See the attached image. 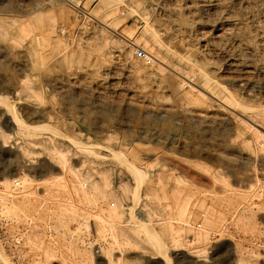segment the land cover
<instances>
[{
    "label": "rangeland",
    "instance_id": "1",
    "mask_svg": "<svg viewBox=\"0 0 264 264\" xmlns=\"http://www.w3.org/2000/svg\"><path fill=\"white\" fill-rule=\"evenodd\" d=\"M214 1L0 0V96L24 122L45 125L34 135L9 136L11 123L0 106V178L22 170L23 179L30 169L43 175L42 163L51 166L53 149L77 157L86 175L78 185L67 182L56 199L40 196L33 181L27 189L22 181L20 189L11 181L0 184V244L12 263L42 264L26 241L34 232L42 248H53L56 261L66 264H77L67 247L91 254L95 245L100 264L109 255L119 257L118 264H162L154 258L159 255L174 264H243L251 253V264H264V55H258L264 29L259 36L252 32L264 25V0H253L251 18L239 11L233 18L236 27L251 32L240 42L249 46L241 55L228 37L229 0ZM148 28L158 32L167 52L153 43ZM100 35L120 49L100 48ZM137 49L153 62L139 60ZM231 61L256 69L239 81L228 67ZM192 63L217 86L206 87ZM228 90L253 112L227 106ZM66 139L93 141L108 152H77ZM126 161L145 172L137 190ZM88 178L108 185L113 196L98 194ZM152 188L156 194L149 193ZM13 196L35 201H28L29 210L10 211L4 205ZM100 218L106 224L92 234L85 220ZM20 230L23 243L17 246L13 237Z\"/></svg>",
    "mask_w": 264,
    "mask_h": 264
},
{
    "label": "bare ground",
    "instance_id": "2",
    "mask_svg": "<svg viewBox=\"0 0 264 264\" xmlns=\"http://www.w3.org/2000/svg\"><path fill=\"white\" fill-rule=\"evenodd\" d=\"M68 0H66V2H67ZM78 1V0H77ZM216 1V0H215ZM214 1V2H215ZM226 1V0H225ZM261 1V0H260ZM114 2V4L116 5V4H118V2H116V1H113ZM171 2V1H170ZM177 2V1H176ZM182 2V1H181ZM183 2H184V0H183ZM186 2H189V1H186ZM223 2V1H222ZM193 2L191 1V4H192ZM201 3V2H200ZM204 3V2H203ZM207 3H209V2H207ZM168 4V3H167ZM190 4V3H189ZM191 4L189 5V6H191ZM195 4V3H194ZM206 4V3H205ZM220 4V3H219ZM222 4H224V3H222ZM228 4H229V10H228V18L227 19H230L229 20V28H225L227 31H228V37L230 38V39H232L231 41L232 42H237V44H236V47H237V50L240 52V55L242 54V53H246L247 52V54H248V50H249V46H247V45H245V44H242V43H240L243 39H248V38H250L251 37V32H247V31H245V30H241L240 28H238V27H236V25L233 23V22H235V21H233V18H234V16L236 15V12H241L242 13V15H244L245 17H249L250 15H251V11H250V9L252 8V7H254V5H255V3H254V1L253 0H229L228 1ZM173 5V4H172ZM193 5V4H192ZM218 5V4H217ZM162 6H164L163 4H162ZM169 6V5H168ZM195 6V5H194ZM214 6V5H213ZM219 6V5H218ZM224 6V5H223ZM170 7V6H169ZM136 8V7H135ZM192 8V7H191ZM211 8V7H210ZM201 9V8H200ZM209 9V8H208ZM215 9V8H214ZM214 9H211V10H214ZM219 9V8H218ZM225 9V8H224ZM223 9V10H224ZM159 10V9H158ZM172 10V9H171ZM222 10V9H221ZM188 11V10H187ZM190 11H191V9H190ZM193 11V10H192ZM203 11V10H202ZM133 13H137V10H135V9H133V11H132ZM200 12H201V10H200ZM214 11H212V13H213ZM217 12V11H216ZM219 13V15H220V12H218ZM226 13V12H225ZM224 13V14H225ZM177 14V13H176ZM188 14V13H187ZM207 15V14H206ZM260 15V14H259ZM110 16V15H109ZM224 16H227V14L226 15H224ZM224 16H223V19L225 20V18H224ZM216 17V16H215ZM164 18H166V17H164ZM170 18V17H169ZM222 18V17H221ZM250 18H251V16H250ZM168 19V18H167ZM217 19V18H216ZM204 20V19H203ZM222 20V19H221ZM248 20H249V18H248ZM146 21V20H145ZM179 21V20H178ZM177 21V22H178ZM205 21V20H204ZM258 21V20H257ZM190 22V21H189ZM146 23V22H145ZM147 24V23H146ZM177 24V23H176ZM223 24V23H222ZM227 24V23H226ZM253 24V23H252ZM257 24V23H256ZM149 26V25H148ZM219 26V25H218ZM198 27V26H197ZM226 27H227V25H226ZM218 27H216V29H217ZM221 28V27H220ZM112 33H114V35L116 34L117 36H119V38H121L122 40H124V41H126L127 43H129L130 45H135V44H133V43H131V42H129V40H127L124 36H122V35H120V34H118L116 31H115V29L113 30V29H110V28H108ZM197 29V28H196ZM215 29V28H214ZM223 29V28H222ZM262 29H264V25L262 24V26H260V25H256L255 26V28H253V30H252V32H254L255 34H256V36L258 35H260V31L262 30ZM118 30V29H117ZM190 30V29H189ZM221 30V29H220ZM20 31V30H19ZM52 31V30H51ZM109 31V32H110ZM186 31V30H185ZM198 31H200V30H198ZM215 31V30H214ZM135 32V31H134ZM146 32H147V34L149 35V37H150V39L153 41V43L156 45V46H158L159 48H161V49H163V50H169L168 49V47H166L162 42H161V39H160V35L158 36L157 35V33L153 30V29H146ZM224 31L222 30V33H223ZM52 33V32H51ZM51 33H49V34H51ZM206 33V32H205ZM145 34V33H144ZM164 34V33H163ZM202 34V33H201ZM213 34H214V32H213ZM216 34V33H215ZM219 34V33H218ZM221 34V33H220ZM264 34V33H263ZM147 35V36H148ZM166 35V34H165ZM202 35H204V34H202ZM28 36V35H27ZM90 36V35H89ZM223 36V35H222ZM225 36V35H224ZM130 37V36H129ZM216 37H217V34H216ZM218 37H220V36H218ZM227 37V38H228ZM221 38V37H220ZM225 38V37H224ZM130 39V38H129ZM171 40V39H170ZM190 40V39H189ZM225 40V39H224ZM219 41V40H218ZM116 42V41H115ZM114 42V43H115ZM150 42V41H149ZM217 42V41H216ZM121 43V42H120ZM152 43V44H153ZM215 43V42H214ZM226 43V42H225ZM230 44H231V42H229ZM257 43V42H256ZM261 43H263L262 41H261ZM170 44V43H169ZM203 44V43H202ZM201 44V45H202ZM248 44V43H247ZM166 45H168V44H166ZM200 45V46H201ZM204 45V44H203ZM206 45V44H205ZM204 45V46H205ZM218 45V44H217ZM226 45V44H225ZM224 45V46H225ZM229 45V44H228ZM252 45H253V43H252ZM115 46V47H114ZM203 46V47H204ZM120 49V46H116L115 44H113V42L110 40V37H108V36H104V35H100V48H109V49ZM214 47V46H213ZM227 47V46H226ZM212 48V47H211ZM228 48V47H227ZM226 48V49H227ZM251 48V47H250ZM253 48V47H252ZM158 49V48H157ZM204 49V48H203ZM206 49H207V47H206ZM233 49V48H232ZM124 50V49H123ZM217 50V49H216ZM253 50V49H252ZM195 51V50H194ZM202 51H204V50H202ZM202 51L200 52V53H202ZM210 51V50H209ZM218 51V50H217ZM232 51V50H231ZM111 52V51H110ZM164 52V51H163ZM167 52V51H166ZM169 52V51H168ZM189 52H190V50H189ZM188 52V53H189ZM215 52V51H214ZM225 52V51H224ZM187 53V54H188ZM197 53V52H196ZM195 53V54H196ZM208 53H211V52H208ZM208 53L206 52V54L208 55ZM213 53V52H212ZM217 53V52H216ZM219 53V52H218ZM217 53V54H218ZM229 53V52H228ZM232 53V52H231ZM235 53H237V52H235ZM259 53L260 54H258V55H264V48L262 47V48H260V50H259ZM184 54V53H183ZM221 54H222V52H221ZM221 54H220V56H221ZM216 55V54H215ZM226 55V54H225ZM224 55V56H225ZM238 55V54H237ZM250 55V54H249ZM223 56V55H222ZM128 57V56H127ZM184 57V56H183ZM218 57V56H217ZM228 57V56H227ZM235 57V56H234ZM233 57V58H234ZM247 57V56H246ZM259 57V56H258ZM189 58H192V57H189ZM220 58V57H219ZM223 58V57H222ZM229 58V57H228ZM227 58V59H228ZM238 58V57H237ZM240 58H242V57H240ZM156 59V58H155ZM224 59V58H223ZM222 59V60H223ZM236 59V58H235ZM16 60V59H15ZM126 60H129L128 58L126 59ZM131 61H132V59H130ZM185 60V59H184ZM220 60V59H219ZM218 60V61H219ZM231 60H232V58H231ZM246 60H248V59H246ZM188 61V60H187ZM190 61V60H189ZM230 61V60H229ZM233 61V60H232ZM231 61V62H232ZM258 61H260V60H258ZM264 61V60H263ZM14 62V61H13ZM126 62V61H125ZM182 62V61H181ZM195 62V61H194ZM222 62V61H221ZM224 62V61H223ZM227 63H229L228 61H226ZM236 62H238V61H236ZM246 62V61H245ZM257 62V61H256ZM247 63V62H246ZM259 63V62H258ZM126 64V63H125ZM185 64H186V62H185ZM18 65V64H17ZM227 65V64H226ZM191 66L192 67H194V69L195 70H198L199 71V73L201 74V78H203V80H204V85L206 86V87H208V88H212V87H214V86H217V82L213 79V78H211L210 76H208L207 74H205L204 72H203V70H202V68L201 69H197V66H196V64H194V63H192L191 64ZM205 66V65H204ZM211 66V65H210ZM256 66H258V65H256ZM261 68H262V66H263V64H262V66L261 65H259ZM33 67H35V66H33ZM156 67V66H155ZM191 67V68H192ZM213 67V66H212ZM227 67V66H226ZM229 69H230V71L233 73V74H235L237 77H238V80L239 81H243L245 78H248V77H250L251 75H252V71L253 70H255L256 68H254V67H251V66H242V67H240V66H238L236 63H234V62H232V63H230L229 64ZM112 68V67H111ZM114 68V67H113ZM141 68V67H140ZM200 68V67H199ZM188 69H190L189 67H188ZM205 69V68H204ZM260 69V68H259ZM159 70V69H158ZM209 70V69H208ZM170 71V70H169ZM228 71V70H227ZM257 71V70H256ZM255 71V72H256ZM25 72V71H24ZM105 72H107V71H105ZM225 72V71H224ZM259 72H261L260 70H259ZM108 73V72H107ZM150 73V72H149ZM154 72H152V74H153ZM174 73V72H173ZM227 73V72H226ZM22 74V73H21ZM112 74V73H111ZM195 74V73H194ZM211 74V73H210ZM255 74V73H254ZM262 74V73H261ZM106 75V74H105ZM198 75V74H197ZM229 75H231V74H229ZM229 75H226V76H229ZM258 75V74H257ZM110 76V75H109ZM114 76V75H113ZM112 76V77H113ZM155 76V75H154ZM200 76V75H199ZM262 76V75H261ZM194 77H195V75H194ZM197 77V76H196ZM254 77V76H253ZM251 78V77H250ZM255 78V77H254ZM257 78V77H256ZM261 78V77H260ZM235 78H233V79H231V80H234ZM253 79V78H252ZM264 79V78H263ZM82 80V79H81ZM131 80V79H130ZM249 80V79H248ZM247 80V81H248ZM23 81V80H22ZM238 81V82H239ZM244 81H246V80H244ZM79 82H80V80H79ZM158 82V81H157ZM179 82V81H178ZM203 82V81H202ZM100 84V83H99ZM188 84V83H187ZM235 83H233V85H234ZM156 85V84H155ZM182 83H181V87H182ZM199 85V84H198ZM232 85V86H233ZM239 85V84H238ZM257 85V84H256ZM255 85V86H256ZM178 86V85H177ZM237 86V85H236ZM240 86V85H239ZM238 86V87H239ZM253 86V85H252ZM154 87H156V86H154ZM181 87H179V88H181ZM184 87V86H183ZM192 87V86H191ZM199 87V86H198ZM201 87V86H200ZM235 87V86H234ZM61 88V87H60ZM176 88V87H175ZM178 88V89H179ZM228 88V87H227ZM231 88V87H230ZM257 88V87H256ZM261 88V87H260ZM263 88V87H262ZM168 89V88H167ZM177 89V90H178ZM240 89V88H239ZM160 90V89H159ZM215 90H217V89H215ZM227 90V89H226ZM230 90V89H229ZM227 91V93H228V96H229V101H225L226 103H227V106L228 105H230L231 107L230 108H232V107H234V108H237V109H241V111L243 110V111H248V112H253V109H251V108H247L248 107V105L246 106V105H243V106H241V105H239L237 102H236V100L232 97V95H231V92L230 91ZM247 90H249V89H247ZM251 90H252V88H251ZM255 90V89H254ZM263 90V89H262ZM164 91V90H163ZM244 91V90H243ZM261 91V90H260ZM174 92V91H173ZM213 92V91H212ZM218 92V91H217ZM241 92V91H240ZM262 92V91H261ZM260 92V93H261ZM219 93V92H218ZM247 93V92H246ZM258 93V92H257ZM263 93V92H262ZM16 94V93H15ZM215 94V93H214ZM224 94V93H223ZM254 94V93H253ZM221 95H222V93H221ZM255 95H256V93H255ZM4 96V95H3ZM227 96V97H228ZM263 96H264V94H263ZM12 97V96H11ZM211 97V96H210ZM219 97V96H218ZM142 98V97H141ZM215 98V97H214ZM213 98V99H214ZM223 98V97H222ZM235 98H237V97H235ZM216 100V99H215ZM218 102V101H217ZM221 103H223L222 101H220ZM238 102L240 103V100L238 99ZM219 103V102H218ZM220 103V104H221ZM0 106L2 107V109H3V111L5 112V114L4 115H6L7 117H8V119H9V122L11 123V128H10V132H11V134L9 135V136H11L12 134L13 135H16V134H18V133H20V132H27L26 134L28 135V133L29 134H32V135H34V134H36V133H32V132H36V131H38V129L40 128V127H44L45 125L44 124H42L41 123V125L39 124V125H36V124H28V123H26V121L24 122L23 120H21L20 119V117L18 116V114H17V112L15 111V106H14V104L13 103H11V102H9L6 98H4V97H2V96H0ZM219 106V105H218ZM225 106V105H224ZM246 106V107H245ZM226 107V106H225ZM249 107H251V106H249ZM219 108V107H218ZM222 108V107H221ZM224 108V107H223ZM227 108V107H226ZM225 108V109H226ZM224 109V110H225ZM236 110V109H235ZM203 111V110H202ZM232 111V110H231ZM243 111H242V113H243ZM215 112V111H214ZM226 112V111H225ZM233 112V111H232ZM207 113V112H206ZM213 113V112H212ZM216 113V112H215ZM219 113V112H218ZM257 113V112H256ZM255 113V114H256ZM230 114V113H229ZM244 114H246V113H244ZM202 115H204V114H202ZM212 115H215L214 113L212 114ZM242 115V114H241ZM249 115V114H248ZM251 115H252V113H251ZM264 115V114H263ZM241 117V116H240ZM255 116H253V118H254ZM238 118V117H237ZM251 118V117H250ZM239 119V118H238ZM40 120V119H39ZM241 120V119H240ZM247 121V120H246ZM242 122V121H241ZM248 122V121H247ZM243 123H244V121H243ZM248 124V123H247ZM248 126V125H247ZM251 127H252V125H250ZM249 126V127H250ZM257 127V126H256ZM262 127V126H261ZM56 128V127H55ZM253 128V127H252ZM251 128V129H252ZM40 130V129H39ZM249 130H250V128H249ZM254 130H258V128H256L255 129V127H254ZM56 131V130H55ZM259 131V130H258ZM254 132V131H253ZM262 133V132H261ZM22 134V133H21ZM260 134V133H259ZM258 134V135H259ZM263 134V133H262ZM40 135V134H39ZM260 137H261V135H259ZM258 136V137H259ZM31 137V136H30ZM264 137V136H263ZM263 137H261V138H263ZM70 138V137H69ZM72 139V138H71ZM263 140V139H262ZM4 141V140H3ZM66 142H69L70 143V145H73L76 149L75 150H77V152L78 151H85L86 153H91V151H92V149H96V150H100V151H105V152H108V149H107V147H105L104 145H102V144H93V141H92V143H81V142H75V141H69V139H66L65 140ZM65 142V143H66ZM3 143V142H2ZM263 143V142H262ZM261 145V144H260ZM264 146V145H263ZM58 148V147H57ZM120 152V151H119ZM27 153V152H26ZM70 153V152H69ZM81 153H83V152H81ZM95 153V152H94ZM32 153H28V154H25L26 156H30ZM84 154V153H83ZM122 154V153H121ZM86 155V154H85ZM91 155V154H90ZM101 155V154H100ZM116 156L117 155V153H110V156ZM126 155V154H125ZM32 157H33V154L31 155ZM88 156V155H87ZM103 156V155H102ZM48 157H49V164H51V166H48V164L46 163V162H43L42 163V169H43V172L46 170V171H48V172H50V176H47V177H44V174L46 173V171H45V173H43V175L42 174H39V175H37V176H34L35 175V172H34V170H32V169H30L29 170V175L28 176H26V177H24L23 179H21V181H22V188L23 189H27V188H29L30 187V185H31V181H33V182H36V185H38V187L36 186V189H37V192H38V194L40 195V196H47V195H49V196H55V195H59V193H61V191L63 190V189H65L66 188V184H67V182H70V184L72 185V186H74V184H75V182H76V184L78 185V180H79V178H80V176H82V175H85V173H84V170L82 169V164H83V162L82 161H80V160H78V158L77 157H74V158H69V156H68V154L65 152H62V151H60V150H58V149H53V151H49L48 152ZM96 157V156H95ZM98 157V156H97ZM119 157V156H118ZM99 158V157H98ZM114 158V157H113ZM48 159V158H47ZM120 160V159H119ZM16 164V163H15ZM14 164V165H15ZM124 164V163H123ZM10 165V164H9ZM126 165L127 166H129V170H131L132 171V173H131V175H130V177H131V180H132V182H131V185H133V186H135V189L137 190V189H139V187H140V184H138V183H143L144 182V179H146L145 178V172H144V170H143V168L142 167H140V166H134V164H133V162H131V161H126ZM8 166V165H7ZM29 168V167H28ZM27 168V169H28ZM31 168V167H30ZM127 169V168H126ZM37 172L39 171L38 170V168H37V170H36ZM128 171V170H127ZM42 173V172H41ZM118 173H120V172H118ZM38 174V173H37ZM12 175V174H11ZM86 176V175H85ZM86 178V177H85ZM104 178V177H103ZM1 179V181H0V184H4L6 181H11V182H13L12 181V177H10L9 179H7V180H5L4 178H0ZM87 179V178H86ZM100 179V178H99ZM88 180L90 181V183H91V188L93 189V190H95L96 192H98V194L100 193V195H102V196H104V197H108V196H113V194H114V192L112 191V189H108V185H106V187L107 188H105V187H102V186H100L98 183H97V181H93V180H90L89 178H88ZM158 182L159 183H161L160 182V179H158ZM104 183H105V180H104ZM6 184V183H5ZM139 185V186H138ZM70 187V186H69ZM72 189L74 188V187H71ZM156 188V187H155ZM126 189V188H125ZM67 190V189H66ZM121 190V189H120ZM122 191V190H121ZM123 191H127V190H124L123 189ZM62 192H64V191H62ZM68 192V191H67ZM76 192V191H75ZM34 193V192H33ZM150 194H156L157 192L156 191H154L153 190V188H152V192H149ZM62 194V193H61ZM69 194V193H68ZM123 194H125V193H123ZM28 196H30L29 194H28ZM36 196V195H35ZM48 196V197H49ZM67 196V195H66ZM58 197V196H57ZM13 199H10V201L8 202V203H5V205L4 204H2V205H4V207H6L8 210H10V211H14V210H18L19 209V211H21L22 209H23V211L25 210V209H28V203L30 202H34L35 201V197L33 198H30V199H26L27 198V196H23V197H21V199L20 200H18L16 197H12ZM50 198V197H49ZM48 198V199H49ZM65 198V197H64ZM53 199V198H52ZM51 199V200H52ZM55 199H56V196H55ZM118 199V198H117ZM32 200H34V201H32ZM62 200V199H61ZM29 201V202H28ZM37 202H38V200H36ZM55 201H58V199L57 200H55ZM54 201V202H55ZM60 201V200H59ZM58 201V202H59ZM68 201V200H67ZM49 202H50V200H49ZM52 202V201H51ZM53 202V203H54ZM65 202V201H64ZM4 203V202H3ZM41 203V202H40ZM44 203V202H43ZM60 203V202H59ZM32 204V203H31ZM54 205V204H53ZM61 205V204H60ZM59 205V206H60ZM68 205V204H67ZM58 206V207H59ZM70 206V205H69ZM63 207V206H62ZM71 207V206H70ZM131 207H133V205H131ZM29 208H32V207H29ZM54 208H55V206H54ZM73 208V207H72ZM130 208V207H129ZM129 208H126V210H128L129 211ZM65 209V208H64ZM29 210V209H28ZM73 210V209H72ZM132 210V209H131ZM252 214V213H251ZM246 215V214H245ZM248 215V214H247ZM254 215V214H253ZM55 216V215H54ZM246 217V216H245ZM245 217H244V219H245ZM248 217V216H247ZM246 217V218H247ZM253 217V216H252ZM251 217V218H252ZM140 219V218H139ZM139 219H138V221H139ZM250 219V218H249ZM141 220V223L142 222H144V223H146L145 221H142L143 219H140ZM248 220V219H247ZM246 221V220H245ZM85 222H86V224H87V226H88V228L90 229V231L92 232V234H96V230L98 231V230H100V228L102 229V227H104L105 226V224L106 223H104V221L100 218V220H96V219H90V220H85ZM252 222V221H251ZM111 223V222H110ZM140 223V224H141ZM242 224H244V226L246 227V225L248 226V224H246L245 222H241ZM113 224V223H112ZM142 225H144V224H142ZM141 225V226H142ZM146 225V224H145ZM250 226H251V224H249ZM256 225V224H255ZM144 227H142V229H141V231L140 232H142V234L143 235H145V233H144V229H143ZM248 228V227H247ZM249 228H251V227H249ZM259 228V227H258ZM103 230V229H102ZM140 230V229H139ZM101 232V231H100ZM207 233V232H206ZM143 237V236H142ZM192 239V238H191ZM199 239H200V236H199ZM203 239V238H202ZM26 241H27V243H28V245H29V248H30V250L32 251V252H34L35 254H38V257L39 258H41L42 260L40 261V263H42V264H66V262L63 260V261H61V262H57L56 261V251L53 249V248H49V247H44V248H42V245L40 244V242H39V239H38V235H37V233H34V232H31L30 234H28V235H26ZM195 241H196V239H195ZM198 241V240H197ZM115 242V241H114ZM190 242H193L192 240L190 241ZM1 243V242H0ZM234 245V244H233ZM66 247V246H65ZM67 249V250H66ZM65 250H66V253H67V255H68V257H72V259L73 260H76V261H74L75 263H77V264H100V259L98 260V258H100V257H96L95 255H94V250H91V254L89 253H86L85 251H83V250H80L79 251V249L78 250H70L68 247L66 248ZM180 250H182V249H180ZM59 251V250H58ZM111 253V252H110ZM245 254L246 252L244 251H242V254ZM107 254V253H106ZM159 255V254H158ZM259 256H263V255H259ZM251 257V258H250ZM252 257H253V254L251 253V254H247V261H245L244 262V260H243V264H251V259H252ZM102 258V257H101ZM117 258L119 259V257H115V256H113V255H109V256H107V257H103V260H104V263L105 264H118L117 263ZM153 258V257H152ZM154 258H156V259H160L161 260V262H162V264H174V262H172L171 263V258L170 257H168V259H167V261H164V259L162 258V256L161 255H159V256H157V257H154ZM153 258V259H154ZM148 259V258H147ZM261 259V258H260ZM241 260V259H240ZM239 263V262H238ZM0 264H14V263H12V261H11V259H10V257L5 253V251L3 250V248H2V245L0 244Z\"/></svg>",
    "mask_w": 264,
    "mask_h": 264
},
{
    "label": "built area",
    "instance_id": "3",
    "mask_svg": "<svg viewBox=\"0 0 264 264\" xmlns=\"http://www.w3.org/2000/svg\"><path fill=\"white\" fill-rule=\"evenodd\" d=\"M122 11H128L127 7H123ZM122 15H124V13H122ZM136 56L139 60H141L142 62H144L146 64H151L153 62L151 56L141 49L136 50ZM24 174H25V172H23L22 170H19L17 172L16 176L12 179L13 185L16 186L18 189L21 188L20 187L21 178L23 177ZM111 207H114V204H111ZM197 227L199 228L200 226L197 225ZM21 233H24V230H20L19 234L16 235V237H13V239H14L13 244L14 245H17V246L22 245V243H23L22 235L23 234H21ZM92 250H94V255L96 257H100L101 252H100V247L98 245H95L94 249H92Z\"/></svg>",
    "mask_w": 264,
    "mask_h": 264
}]
</instances>
